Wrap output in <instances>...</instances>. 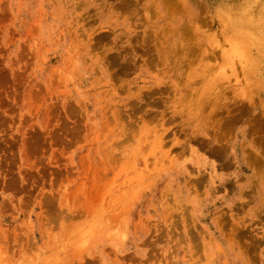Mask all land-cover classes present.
<instances>
[{"label":"rangeland","instance_id":"rangeland-1","mask_svg":"<svg viewBox=\"0 0 264 264\" xmlns=\"http://www.w3.org/2000/svg\"><path fill=\"white\" fill-rule=\"evenodd\" d=\"M257 6L0 0V264H264Z\"/></svg>","mask_w":264,"mask_h":264},{"label":"bare ground","instance_id":"bare-ground-1","mask_svg":"<svg viewBox=\"0 0 264 264\" xmlns=\"http://www.w3.org/2000/svg\"><path fill=\"white\" fill-rule=\"evenodd\" d=\"M246 12V11H245ZM243 26L241 27V29L239 30V34L241 36V38L235 39L233 44V54L231 57H229V60L232 64L231 66V71L233 72V74L237 77L236 75V68L234 66V60L232 59L233 56L238 57L239 60V64L240 66L247 71V69L249 68V66L251 65V63L254 60L259 59L261 56L264 57V9H261L259 6L251 9L250 11H247L245 13V20L244 23H242ZM246 39V41H243V38ZM251 44L253 43V45H257L259 47H261V49L259 50L260 52L258 53V55H256L254 52H250V42ZM249 77V76H248ZM238 78H236L235 80L237 81ZM200 104V103H199ZM192 108V107H191ZM191 112V111H190ZM189 112V114H190ZM194 112V111H193ZM191 112V114L193 113ZM189 116V115H188ZM197 113H196V117H197ZM195 117V118H196ZM188 118V117H187ZM157 135V134H156ZM159 136V135H158ZM157 137V136H156ZM182 146V145H181ZM247 151L248 148H247ZM250 152V151H249ZM249 156H251V152L249 154ZM247 156V157H249ZM251 158V162H252V157ZM248 158V159H249ZM197 160H199V157H197ZM172 161V160H171ZM254 162V161H253ZM199 164V163H198ZM171 165V164H170ZM200 165H198V169L200 170ZM183 168L187 169L185 167V165H183ZM187 177V175H186ZM171 180V179H170ZM189 180V179H188ZM187 180V181H188ZM204 179L202 177L197 178V179H193V181L191 182V186H190V190H192V194H198L197 191L199 189V186H205ZM210 185V184H208ZM167 186L170 190V192L173 193L174 196H178V191L180 193H183V190L181 188L180 185H171L170 182L167 183ZM223 190L224 188H226V184H220L219 185ZM212 188V187H211ZM178 190V191H177ZM213 190H215L214 192H216V187L214 189L209 188V192L212 194ZM168 191V190H167ZM209 192L206 191V193L208 194ZM206 194V195H207ZM185 197V195H183ZM189 197V196H188ZM189 202L191 203V205H193L194 207L196 206V202H195V197H189ZM168 216V215H167ZM167 216L165 218H167ZM221 218V220L223 219L222 216H219ZM224 219L227 220V216L226 213H224ZM223 222L226 223L225 221H222V225ZM246 222V221H245ZM167 221H164V224L166 225ZM174 224L168 225L167 229H173ZM188 225L183 226L184 228H186ZM249 227V226H248ZM188 230H190V228L188 227ZM250 231V230H249ZM242 233V232H241ZM184 237L185 239H188L189 237L185 234L184 232ZM188 246L190 247V244L188 243ZM234 249L232 248H226L224 251L220 252L222 254V256H218L219 260L221 261V263L223 262V264H242L241 261L237 258V254L233 253ZM192 252L191 250H188V253ZM219 252H214L211 249H209L208 251V255H210L211 260L214 258V255L217 256V254ZM194 254V253H193ZM219 261V263H220Z\"/></svg>","mask_w":264,"mask_h":264}]
</instances>
